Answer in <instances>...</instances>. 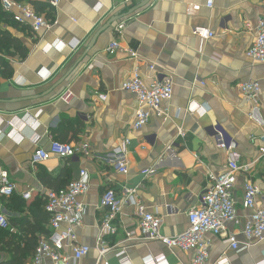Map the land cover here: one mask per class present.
I'll return each instance as SVG.
<instances>
[{
	"label": "crops",
	"instance_id": "crops-1",
	"mask_svg": "<svg viewBox=\"0 0 264 264\" xmlns=\"http://www.w3.org/2000/svg\"><path fill=\"white\" fill-rule=\"evenodd\" d=\"M140 1L60 0L56 10L47 3L51 17L41 14L55 23L36 32L11 19L0 21V28L27 49L22 57L15 46L0 41V166L16 184L15 195L23 199L22 193L31 192L29 200L23 199L27 203L48 189L39 173L61 175L60 181L67 183L80 169L88 171L90 188L82 197L85 213L76 233L78 242L91 250L77 264H118L116 253L123 249L131 264H149L155 256L161 257L157 264L192 263V250L139 239L131 204H124L116 217V232L100 239L99 223L106 214L100 197L112 188L123 199L125 189L135 188L147 210L161 219L160 233L180 234L188 226L187 211L199 207L210 188L209 174L227 170V155L217 147L220 139L213 127L235 139L241 165H249L235 174L232 189L241 222L251 213L243 206L246 181L259 188L255 207H264V64L246 56L257 20L264 17V0H213L212 7L206 0H149L95 34ZM120 23L125 26L118 34ZM195 26L210 29L214 36L201 39L193 33ZM114 40L121 48L108 53ZM128 47L140 57L137 65L145 83L171 76L173 94L162 103L161 114L152 111L149 122L129 134L128 169L122 174L108 154L122 145L138 106L136 97L121 89L136 65L125 51ZM248 80L260 83L256 103L237 88ZM100 94L106 99H99ZM54 140L85 142L89 152L33 164V152L48 150ZM150 166L158 171L144 179L140 171ZM0 213L19 217L1 197ZM228 230L242 238L240 226L231 224ZM132 231L128 240L126 232ZM206 239L208 264H217L220 257L227 264H264V240L236 252L218 236L208 233ZM102 240L109 250L99 259L95 247Z\"/></svg>",
	"mask_w": 264,
	"mask_h": 264
},
{
	"label": "built area",
	"instance_id": "built-area-1",
	"mask_svg": "<svg viewBox=\"0 0 264 264\" xmlns=\"http://www.w3.org/2000/svg\"><path fill=\"white\" fill-rule=\"evenodd\" d=\"M48 7L56 10L60 0H45ZM213 0H206V6L212 7ZM2 9L12 15L13 20L18 24L28 25L32 31L49 29L54 19H47L44 15L37 13L30 4L16 0H0ZM125 24L120 23L116 31L120 34ZM193 33L203 40L210 39L214 33L205 27L195 26ZM77 44V43H76ZM71 46V49L76 47ZM119 42L114 40L106 48L108 53L120 49ZM132 60L136 62L131 75L123 81L121 89L134 95L137 100V109L133 122L128 126L127 136L124 137L122 145L115 147L108 154L114 169L119 173H126L128 169L127 149L131 144L129 134L142 129L150 120L152 111L161 114L162 103L169 101L173 94V81L171 76L154 78L150 84H146L140 75V57L132 48H125ZM246 56L254 62L264 64V17L257 20L256 36L253 43L246 51ZM149 70H154L148 65ZM241 95L248 101L258 102L260 96V83L258 81H243L237 85ZM99 99L105 100L106 95L100 94ZM219 137L216 144L224 150L227 155V170L220 174H209L210 188L200 197L201 205L187 211V228L178 235L168 237L160 233L161 219L149 212L146 206L138 199L135 188H127L124 191L123 199H120L112 189H106L100 197L101 207L106 209V214L99 223V238L105 235L114 234L116 227L114 221L120 214L124 204H131L138 217L139 239L144 241L157 240L169 249L181 251H194L191 264H208L210 242L206 234L218 236L229 249L236 252L250 249L251 246L264 240V207L256 206V196L259 188L251 181H246L243 187V206L251 210L247 218L241 222L237 215L235 201L232 197V189L235 183V174L238 171L247 170L249 165H241L240 153L237 150L235 139L227 136L218 127H213ZM180 136L184 137L183 131ZM264 140V135H263ZM89 152V146L85 142H61L54 140L50 143L48 150L37 148L32 156L33 164L42 163L51 157L72 158L77 155H85ZM264 153V148L261 150ZM157 166H150L141 169L142 177L148 178L155 175ZM16 184L10 179L6 169L0 166V196L9 197L16 192ZM90 188L88 171L80 169L76 178L70 181L65 187L53 190L46 189L40 194L45 199L44 210L48 215V233L38 237L35 251L27 264H77L91 250V247L78 242L76 229L83 224L85 205L82 197ZM25 200L32 197L30 191L22 193ZM241 227L238 238L237 232H230L228 225ZM0 228L16 232V228L10 226L5 214L0 213ZM134 232H126L127 239L133 238ZM66 248L71 253H65ZM99 259L109 250L108 245L102 240L97 243ZM118 264H131L128 261L125 250L116 253ZM161 257L155 256L149 264H157ZM100 264H108L107 262ZM217 264H227L226 259L220 257Z\"/></svg>",
	"mask_w": 264,
	"mask_h": 264
},
{
	"label": "trees",
	"instance_id": "trees-1",
	"mask_svg": "<svg viewBox=\"0 0 264 264\" xmlns=\"http://www.w3.org/2000/svg\"><path fill=\"white\" fill-rule=\"evenodd\" d=\"M16 1L30 3L37 13L41 14L46 12L45 16L47 18L52 15L51 10H48L47 8L46 1ZM2 19H11V21L18 25V23L13 20L12 15L6 13L0 4V21ZM0 41L6 43L7 46H15L16 50L20 52L22 57L27 53V49L20 45V42L16 37L7 34V32L3 31L1 28ZM60 177L61 175L52 177L49 174H38L39 181L48 189L53 190L65 187L74 179L69 180L67 183H63L60 181ZM1 198L6 201L8 208L18 212L19 217L11 216L7 218L10 226L16 228V232H10L8 229L0 228V264H27L35 251L38 237L48 233V215L44 210L45 199L42 196H39L27 203L20 196L15 194ZM23 213L26 215L22 216Z\"/></svg>",
	"mask_w": 264,
	"mask_h": 264
},
{
	"label": "water",
	"instance_id": "water-1",
	"mask_svg": "<svg viewBox=\"0 0 264 264\" xmlns=\"http://www.w3.org/2000/svg\"><path fill=\"white\" fill-rule=\"evenodd\" d=\"M149 0H142L138 3H135L126 13L124 14H121V13H117L113 18H111L110 20L107 21L106 25L103 26L102 28H100L95 34L98 35L100 31H102L103 29L107 28L112 22L120 19L122 16H125V15H129L131 14L132 12H134L135 10L143 7L145 4L148 3ZM95 35V36H96Z\"/></svg>",
	"mask_w": 264,
	"mask_h": 264
}]
</instances>
